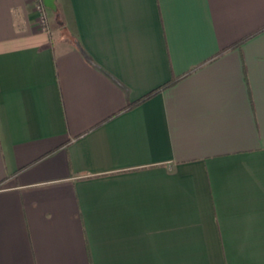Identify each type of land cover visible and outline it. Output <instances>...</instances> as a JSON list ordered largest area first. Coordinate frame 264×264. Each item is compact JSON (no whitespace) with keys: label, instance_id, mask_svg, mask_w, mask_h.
<instances>
[{"label":"crops","instance_id":"0c3cea01","mask_svg":"<svg viewBox=\"0 0 264 264\" xmlns=\"http://www.w3.org/2000/svg\"><path fill=\"white\" fill-rule=\"evenodd\" d=\"M55 5L0 0V264H264V0Z\"/></svg>","mask_w":264,"mask_h":264},{"label":"trees","instance_id":"16d2710c","mask_svg":"<svg viewBox=\"0 0 264 264\" xmlns=\"http://www.w3.org/2000/svg\"><path fill=\"white\" fill-rule=\"evenodd\" d=\"M263 30H264V29H263ZM261 31H262V30H261ZM247 39H248V38H247ZM247 39H244L243 41H241V42H239V43L233 45V47H234V46H238V45H240L242 42H245ZM231 48H232V47H231ZM179 80H180V79H173V80L170 81L169 83H167V84H165V85H163V86H161V87L155 89L154 91H152V92H150L149 94L145 95V96L142 97L141 99H139V100H137V101H135V102H133V103H129V104L127 105V107L125 108V111H126V110H130V109H132V108H134V107H136V106H139V105L143 104L144 102H146V101L152 99V98L155 97L156 95L162 93L163 91H165V90H167V89L173 87V86H174Z\"/></svg>","mask_w":264,"mask_h":264},{"label":"built area","instance_id":"2783aa9c","mask_svg":"<svg viewBox=\"0 0 264 264\" xmlns=\"http://www.w3.org/2000/svg\"><path fill=\"white\" fill-rule=\"evenodd\" d=\"M35 7L39 14V25L45 32H50L49 19L47 15V8L44 5V0H33Z\"/></svg>","mask_w":264,"mask_h":264},{"label":"water","instance_id":"95a60500","mask_svg":"<svg viewBox=\"0 0 264 264\" xmlns=\"http://www.w3.org/2000/svg\"><path fill=\"white\" fill-rule=\"evenodd\" d=\"M44 5L48 9L56 10L55 0H44Z\"/></svg>","mask_w":264,"mask_h":264},{"label":"rangeland","instance_id":"374dc122","mask_svg":"<svg viewBox=\"0 0 264 264\" xmlns=\"http://www.w3.org/2000/svg\"><path fill=\"white\" fill-rule=\"evenodd\" d=\"M50 27V26H49Z\"/></svg>","mask_w":264,"mask_h":264}]
</instances>
